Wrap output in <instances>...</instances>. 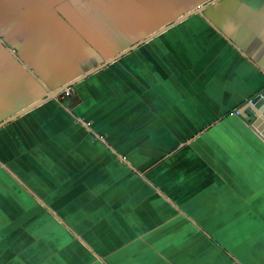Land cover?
Listing matches in <instances>:
<instances>
[{
    "label": "crops",
    "instance_id": "obj_1",
    "mask_svg": "<svg viewBox=\"0 0 264 264\" xmlns=\"http://www.w3.org/2000/svg\"><path fill=\"white\" fill-rule=\"evenodd\" d=\"M58 1L0 0V40L10 55L6 66L20 64L10 53L23 55L22 48L30 59L47 66L46 58L59 51L69 56V46L93 49L90 45L106 39L100 25L88 24L89 41L69 44V10L45 16L40 8L41 3L45 10L55 8ZM120 1L132 6L139 0ZM175 1L180 4L172 13L149 21L153 0H146L144 10L134 11L136 18L145 19L133 26L116 10L108 13L94 6L106 31L120 42L109 46L113 51L101 61L129 44L121 38L129 36L130 29L134 42L205 0H186V6ZM24 29L34 37H19ZM141 45L153 58L160 57L154 58L153 72L197 81L201 91L215 89L230 102L223 108H192L182 119L170 116L172 122L165 115L152 127L150 116L130 126L108 120L105 128L93 129L109 139L89 138L88 146L94 147L90 153L59 154L54 149L56 139L68 147L59 137L69 132L58 130L52 108H45V102L61 108L54 100L30 109L32 116L23 113L1 125L9 127V136L32 117L34 131L28 137L16 132L10 140L6 133L0 135V264H264V141L235 112L251 95L264 91V0H212ZM99 61H87L59 84ZM67 63L60 55L51 65ZM13 76L18 84L25 79ZM70 86L73 93L67 97L77 107ZM64 109L69 122H75L73 108ZM39 120L44 126L39 127ZM169 122V127L183 131L165 136L167 144L157 151V140L165 139L160 127ZM127 129L128 136L122 132ZM143 130L147 137L140 140L147 155L138 146ZM154 130L160 132L153 140L148 136ZM168 132L162 134H172ZM25 148L31 153L22 152ZM57 161L67 163L63 171ZM107 164H117V169Z\"/></svg>",
    "mask_w": 264,
    "mask_h": 264
},
{
    "label": "rangeland",
    "instance_id": "obj_2",
    "mask_svg": "<svg viewBox=\"0 0 264 264\" xmlns=\"http://www.w3.org/2000/svg\"><path fill=\"white\" fill-rule=\"evenodd\" d=\"M54 3L56 5V0H52V4ZM181 3L186 6L190 2L181 0ZM179 4L180 2L175 0H153L150 11L153 12V16L148 18V20L151 21L152 18H155V20L162 19L163 13H172L176 5ZM146 5V0L136 1L132 6L129 3H124L120 0H109L105 3L104 0H59L57 7L54 8L53 5L45 10L44 5L41 3L40 8L43 9V14L45 16H47L46 14H51L56 9L62 11V13L69 10V44L76 43V41L81 40V38H83L84 41H89L88 31L86 30L88 24L100 25V29L106 39L100 44L97 43L92 46L90 45V48L94 46L96 49L93 47V49L79 50L78 46H69V56L65 55L62 51H59L63 60L68 61L64 66L51 65L59 61V54L54 57L46 58V62L50 65L42 66V64L37 62L40 60L30 59L24 53V49L18 41L17 42L22 48L21 52L23 55L19 52H11L13 50L10 48L8 49L9 51L11 50V56L13 55L20 64L6 66L5 62L10 58V55L5 52V49H7L8 46L0 40V121L15 110L23 107L25 105L24 103L30 100H35L34 95L37 92L41 93V90L47 89L48 86L52 87L56 83H58L59 86V82L62 79L71 76L73 72L87 66V61H92L94 59L101 61L104 54L113 51L108 49L109 46L113 48L117 47L120 42L117 40L118 38H113L112 34L106 31L104 25L107 24L104 22L103 18L99 17L97 11L99 7H101L104 12L108 13L116 10L121 15V19L127 23V25L133 26V23H136L137 20L144 21L143 19H145L144 17L136 18L137 12L134 11H137V8L144 10ZM94 6H97L98 9L96 10ZM189 25L193 28L195 23L193 24L190 22ZM132 29H130L129 36H122L121 39H123V42L129 41V44L133 43L130 42V37L132 36L133 38L135 35V33H132ZM22 36L33 38L34 34L31 31L24 29L19 37ZM162 39L163 38L159 37L158 41ZM101 44H103V47L100 46ZM33 45L35 51V48H37L36 43ZM78 51H82V54L78 53ZM152 54L153 53L149 48L147 49L141 45V47H137L122 55L116 59L114 63H109L80 81L72 84V87L75 90L74 94L77 96L73 101L74 103H79L77 107L73 105L70 97H67L68 94L73 93V89H66L65 91L68 94H65V91H61L58 94V96L62 98L63 105L61 106V109L56 108L54 103H48L45 105V108H52V116L56 118L55 123L57 125L55 126L58 127V130L61 129L60 131H67L69 129V132H63L59 137V141L65 139L68 147L59 145L58 140L56 139L57 143L54 144V149L58 150L57 153L60 154L61 152L69 154L80 152V150L84 151V153L93 152L94 147L92 149L91 146H88L89 138L94 136L93 138H96L97 141L98 134L94 129H98L97 125L105 128L103 124L108 120L117 123L119 121L125 124V126H130V123L132 122L133 124L144 123L150 116L153 120V123L150 125V127H152L155 121H163L165 115L168 117L175 116L176 118L182 119L181 115H188L190 110L193 111L192 108L212 109L214 108L213 106L223 108L230 102L231 98L220 96L215 89L208 92L206 90L201 91L200 87L197 86V83L199 85L200 83L197 81L191 79L178 80L171 74L166 75L167 72H153L154 69H156V66L154 69L152 68L154 66V58L157 54L154 55V58L152 57ZM157 56L159 57V55ZM20 66H22L25 71H23ZM18 68H20L21 71ZM147 69H149V71ZM14 73L24 75L25 79L21 84L16 82L15 76L12 77V74ZM22 104L24 105L21 106ZM65 106L67 108H73L75 114H73V117L71 116V118L74 119L75 122H69V117L64 109L66 108ZM149 108L154 109L150 110L156 114L155 118L153 113V115H151L150 110L149 115L146 113V110ZM210 111L211 110H209V112ZM33 114L34 113L30 115L32 116ZM77 118H80L83 121L88 119L89 125L83 126ZM169 120L172 122L173 117H170ZM170 122L163 123L161 125L163 127H160L163 130L161 132L160 130H154L153 136H148V138L154 140L159 132L161 133L160 136L163 137L167 135L177 137L179 133L183 131L179 129L183 128L175 129V127H169ZM44 124L45 123L39 120V127L44 126ZM188 124L189 122L186 123V125ZM144 126L145 125H143V127ZM51 129L54 128L51 126ZM169 130L172 134H162V132L167 133ZM8 131V126L0 128V135ZM143 131V133L138 134V146L140 153H145L147 155V148L140 140L141 138L146 139L147 137V135H145L146 130ZM122 132L128 136L129 130L127 129ZM103 133L105 132H102V135L106 139H109L110 136L107 133H105L106 135ZM73 134H77L78 138H75ZM5 137L9 140L11 139L10 136H7V133L5 134ZM18 139L19 142L23 143V140H21L19 136ZM83 139L86 142L83 143ZM166 139L167 137L163 140H157V151L158 148L159 150L162 149L163 144H167L166 142L168 140ZM11 142H14V140ZM14 151L16 150L13 149L10 152L15 153ZM31 151L32 150H26L25 148L22 152L31 153ZM57 162L59 165V171H63L64 167L62 166L67 163L64 164L63 161ZM116 165L117 164H107V167L117 169ZM253 213L254 210H251V216ZM253 224L254 223H251V228Z\"/></svg>",
    "mask_w": 264,
    "mask_h": 264
},
{
    "label": "water",
    "instance_id": "obj_3",
    "mask_svg": "<svg viewBox=\"0 0 264 264\" xmlns=\"http://www.w3.org/2000/svg\"><path fill=\"white\" fill-rule=\"evenodd\" d=\"M212 0H205L198 4L197 6H194L192 8L185 9L184 11L178 13L177 16L170 19L166 23H162L158 27H156L151 32L145 34L142 37H139L136 41L133 43L115 51L114 53L106 56L102 61L98 62L97 64L90 66L86 68L84 71L76 74L71 79L62 82V84L59 86H52L47 87L45 89V92L42 94V96H38L34 98L35 100L27 102L23 107L15 110L8 116L4 117L0 121V126L15 119L16 117L22 115L23 113L29 111L30 109L34 108L35 106L43 103L44 101L48 99H58V94L65 90L66 88L72 89L70 85L80 81L81 79L85 78L89 74L97 71L98 69L108 65L109 63L113 62L114 60L118 59L122 55L128 53L133 48L141 45L144 43L148 38H151L158 33L162 32L164 29L172 26L177 21L185 18L189 14L193 12H200L201 9L204 7V5L210 3ZM262 91V90H260ZM249 101H245L238 109H239V115L248 123V125L253 129V131L264 141V94L260 95L258 92L254 95H251ZM70 111V110H69ZM80 122L84 123V121L80 118H77ZM85 124V123H84Z\"/></svg>",
    "mask_w": 264,
    "mask_h": 264
},
{
    "label": "trees",
    "instance_id": "obj_4",
    "mask_svg": "<svg viewBox=\"0 0 264 264\" xmlns=\"http://www.w3.org/2000/svg\"><path fill=\"white\" fill-rule=\"evenodd\" d=\"M140 46V45H139ZM131 51V50H130ZM113 63V62H112ZM51 101H49V102H53L52 100H54V102L55 103H58L60 106H62V102H61V99L60 98H58V99H50ZM46 104H48L47 102H45ZM61 109V108H60ZM29 112V113H28ZM28 112H26V113H24L25 115V117H27V116H30V114H32V112H30V111H28ZM23 115V114H22ZM21 115V116H22ZM31 118V120H29V122L28 123H23V124H25V125H22L21 127H19V128H17V129H15V133L14 134H10L9 136L11 137V136H16V132H17V135H19V136H23V137H28V136H32V134H33V128H32V121H33V118L32 117H30ZM20 120V119H19ZM86 120H88V119H85V121ZM65 121H67V120H65ZM49 124V123H48ZM42 132H44L43 130H42Z\"/></svg>",
    "mask_w": 264,
    "mask_h": 264
},
{
    "label": "built area",
    "instance_id": "obj_5",
    "mask_svg": "<svg viewBox=\"0 0 264 264\" xmlns=\"http://www.w3.org/2000/svg\"><path fill=\"white\" fill-rule=\"evenodd\" d=\"M66 89H68V88H66ZM66 89H65V90H66ZM65 90H63V91H65ZM65 92H66V91H65ZM258 93H259L260 95H263V94H264V91H259ZM65 94H68V93L66 92ZM249 100H250V98L247 99V101H249ZM235 112H236V114H238V113H239V109H238V108H235ZM84 123H85V125H89V121H88V120L84 121ZM98 137L101 138L102 135L99 134Z\"/></svg>",
    "mask_w": 264,
    "mask_h": 264
},
{
    "label": "flooded vegetation",
    "instance_id": "obj_6",
    "mask_svg": "<svg viewBox=\"0 0 264 264\" xmlns=\"http://www.w3.org/2000/svg\"><path fill=\"white\" fill-rule=\"evenodd\" d=\"M69 95H71V94H69ZM61 102H62V100H61Z\"/></svg>",
    "mask_w": 264,
    "mask_h": 264
}]
</instances>
